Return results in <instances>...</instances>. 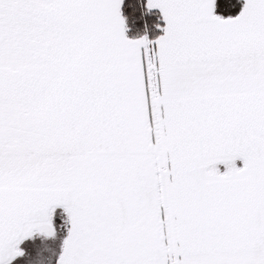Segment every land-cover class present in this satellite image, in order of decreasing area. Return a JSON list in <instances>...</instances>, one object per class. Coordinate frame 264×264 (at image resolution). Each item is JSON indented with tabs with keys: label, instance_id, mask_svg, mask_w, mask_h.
Returning a JSON list of instances; mask_svg holds the SVG:
<instances>
[{
	"label": "snow or ice",
	"instance_id": "6c2138e0",
	"mask_svg": "<svg viewBox=\"0 0 264 264\" xmlns=\"http://www.w3.org/2000/svg\"><path fill=\"white\" fill-rule=\"evenodd\" d=\"M125 3L0 0V264H264V0Z\"/></svg>",
	"mask_w": 264,
	"mask_h": 264
},
{
	"label": "trees",
	"instance_id": "16d2710c",
	"mask_svg": "<svg viewBox=\"0 0 264 264\" xmlns=\"http://www.w3.org/2000/svg\"><path fill=\"white\" fill-rule=\"evenodd\" d=\"M134 6H135V13L133 14L132 8L129 7L128 2L126 0L125 6H124V11L125 14L129 16V23L131 24V31L129 32V35H137V34H143L145 30V25L144 21H147V30L148 34L155 35L156 34V29L154 27L155 23L162 21L158 20V11L157 10H152L151 13L146 14L143 16L142 19H136L141 16L142 12V5L144 3V0H133ZM239 11V5L235 8H229L226 0H218V8L217 12L224 14V15H229V14H236V12ZM46 247V245H45ZM39 264H48L47 257L46 256H41L39 260Z\"/></svg>",
	"mask_w": 264,
	"mask_h": 264
},
{
	"label": "crops",
	"instance_id": "0c3cea01",
	"mask_svg": "<svg viewBox=\"0 0 264 264\" xmlns=\"http://www.w3.org/2000/svg\"><path fill=\"white\" fill-rule=\"evenodd\" d=\"M157 11H158V10H157ZM237 163H238V164H240V163H242V162H240V161H237Z\"/></svg>",
	"mask_w": 264,
	"mask_h": 264
}]
</instances>
